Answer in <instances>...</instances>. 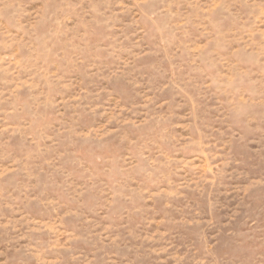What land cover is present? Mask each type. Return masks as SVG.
I'll use <instances>...</instances> for the list:
<instances>
[{"label":"rangeland","instance_id":"1","mask_svg":"<svg viewBox=\"0 0 264 264\" xmlns=\"http://www.w3.org/2000/svg\"><path fill=\"white\" fill-rule=\"evenodd\" d=\"M0 264H264V0H0Z\"/></svg>","mask_w":264,"mask_h":264}]
</instances>
